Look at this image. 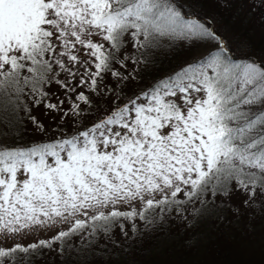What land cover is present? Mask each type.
<instances>
[{
	"label": "snow or ice",
	"instance_id": "snow-or-ice-1",
	"mask_svg": "<svg viewBox=\"0 0 264 264\" xmlns=\"http://www.w3.org/2000/svg\"><path fill=\"white\" fill-rule=\"evenodd\" d=\"M220 23L186 0H0V264H122L227 211L254 230L264 59Z\"/></svg>",
	"mask_w": 264,
	"mask_h": 264
},
{
	"label": "rangeland",
	"instance_id": "rangeland-1",
	"mask_svg": "<svg viewBox=\"0 0 264 264\" xmlns=\"http://www.w3.org/2000/svg\"><path fill=\"white\" fill-rule=\"evenodd\" d=\"M181 1L182 3L185 2V0ZM196 1L186 0L187 4L193 5V7L200 13L202 18H204V16L209 17L215 15L221 21L220 24H217V31L226 38L229 45L235 49L237 55L240 54V50L235 47L234 37L239 35L247 38L251 42L253 51L258 59H264V26L260 24L257 25V22L254 20L255 16L260 15L261 11L264 10L252 12L251 7L246 2V0H234L232 6L226 10L208 2V0ZM187 10L191 11L190 8ZM244 27H248L247 31H244ZM192 55V52H181L176 54L172 61H167L162 66L161 72H165L172 66L182 63ZM40 118L44 119L43 116ZM46 122L47 120H45V123ZM233 203L238 204L239 199L234 198ZM245 216H247V213L239 218H236L231 211H227L224 213L223 222H219L218 219H208L202 222L198 228H196L197 231L203 235L201 247H203L205 244L206 239L211 236L215 237L226 235L228 237H233L240 235L241 237H244L248 235L250 232L248 226L246 225L247 218H245ZM172 230H177V228H173ZM172 230L171 235L168 238L158 240L156 243L157 247L155 246L157 253H159V251H165L163 255H160L163 257L162 262L165 264L172 263L175 256L177 255L173 251H176L175 248L178 249L182 247V244L180 246H176L180 240L174 242V236L172 233L175 231ZM255 233L258 234L259 231H255ZM28 239H31V237ZM24 242L28 241L25 240ZM248 244L250 245L251 242L248 241ZM253 248H261L260 242L254 244ZM199 253L202 252L196 251L192 253V255H197ZM209 259H211V257H209Z\"/></svg>",
	"mask_w": 264,
	"mask_h": 264
},
{
	"label": "trees",
	"instance_id": "trees-1",
	"mask_svg": "<svg viewBox=\"0 0 264 264\" xmlns=\"http://www.w3.org/2000/svg\"><path fill=\"white\" fill-rule=\"evenodd\" d=\"M258 16L256 15L254 18L257 25H259ZM204 18L207 17L204 16ZM247 29L248 27H244V31H247ZM160 71H162V68ZM245 218H247L246 225L248 226V215ZM252 227L254 230L249 231L250 233L244 237L240 235L233 237L226 235L208 237L203 247H201L203 235L197 229L194 232L187 233H183L179 229L172 230L175 231L172 233L174 242L180 240L176 246L182 244V247L175 248L176 251L173 252L177 255L170 264H264V250H259L264 249V218L258 217L252 222ZM255 231H259V233L256 234ZM188 237H192L194 240L191 247L186 246L184 242ZM158 240L160 239L153 238V240L145 242L144 248L151 250L150 255L133 254L131 257L122 261V264H129V262H134V264H165L162 262L163 257L160 256L165 251H159V253L156 251V243ZM248 241L251 242L250 245ZM259 242L261 248H253V245ZM196 251H201L202 253L192 255Z\"/></svg>",
	"mask_w": 264,
	"mask_h": 264
}]
</instances>
